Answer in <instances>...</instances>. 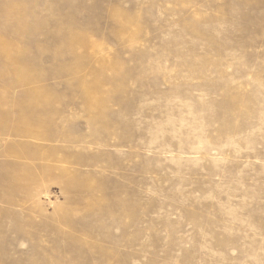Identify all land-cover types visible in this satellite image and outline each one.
<instances>
[{"label": "rangeland", "instance_id": "1", "mask_svg": "<svg viewBox=\"0 0 264 264\" xmlns=\"http://www.w3.org/2000/svg\"><path fill=\"white\" fill-rule=\"evenodd\" d=\"M0 264H264V0H0Z\"/></svg>", "mask_w": 264, "mask_h": 264}, {"label": "bare ground", "instance_id": "2", "mask_svg": "<svg viewBox=\"0 0 264 264\" xmlns=\"http://www.w3.org/2000/svg\"><path fill=\"white\" fill-rule=\"evenodd\" d=\"M23 154V153H22ZM19 156V155H18ZM47 164V163H46ZM48 167V166H47ZM12 171V170H11ZM42 171V170H41ZM3 172V171H2ZM2 174V173H1ZM36 178V177H35ZM31 179V178H30ZM33 179V178H32Z\"/></svg>", "mask_w": 264, "mask_h": 264}]
</instances>
